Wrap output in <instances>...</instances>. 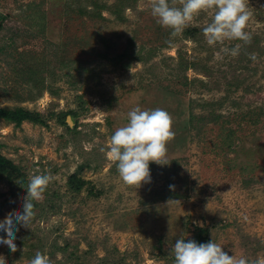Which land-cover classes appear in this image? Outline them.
Instances as JSON below:
<instances>
[{
    "label": "rangeland",
    "instance_id": "obj_1",
    "mask_svg": "<svg viewBox=\"0 0 264 264\" xmlns=\"http://www.w3.org/2000/svg\"><path fill=\"white\" fill-rule=\"evenodd\" d=\"M247 10L249 43L209 45L212 11L172 36L150 0H0V108L39 119L0 118V154L25 174H0V224L32 175L51 177L6 264H174V240L198 233L264 260V0ZM136 105L165 109L175 132L137 189L106 154Z\"/></svg>",
    "mask_w": 264,
    "mask_h": 264
},
{
    "label": "clouds",
    "instance_id": "obj_2",
    "mask_svg": "<svg viewBox=\"0 0 264 264\" xmlns=\"http://www.w3.org/2000/svg\"><path fill=\"white\" fill-rule=\"evenodd\" d=\"M151 14L162 27L171 30L172 36L183 33L190 22L201 12L212 11L211 22L203 28L206 42L213 45L224 40H240L249 43L251 35L245 31L250 13L247 0H180V6H172L169 0H150ZM225 52L236 56L239 45ZM127 123L117 128L110 137L107 157L115 163L123 182L135 189L151 182L149 162L167 165V143L175 136L172 130V117L162 108L141 109L136 105L127 113ZM50 175L34 174L30 177L27 196L22 212L9 217L0 224V249L16 251V233L20 227L29 228L35 213L34 202L41 201ZM202 227V225H201ZM6 237V239H5ZM221 244L212 239L200 242L176 238L171 245L174 264H264V260L249 261L247 257H233L225 252ZM0 264H6V258L0 255ZM30 264H49V258L37 252Z\"/></svg>",
    "mask_w": 264,
    "mask_h": 264
},
{
    "label": "trees",
    "instance_id": "obj_3",
    "mask_svg": "<svg viewBox=\"0 0 264 264\" xmlns=\"http://www.w3.org/2000/svg\"><path fill=\"white\" fill-rule=\"evenodd\" d=\"M195 29L191 30V33L194 32ZM0 118L15 122L17 124L21 123L23 120H34L39 121L36 115H33L30 111L23 109V108H16V109H3L0 108ZM0 174L6 175L9 177V181H17V182H24L25 181V174L21 172V170L8 158L0 154ZM75 178L74 175L70 176V182L73 183V179ZM80 183L75 185V188H79ZM195 241L198 243L206 242V237L201 233L195 237Z\"/></svg>",
    "mask_w": 264,
    "mask_h": 264
}]
</instances>
